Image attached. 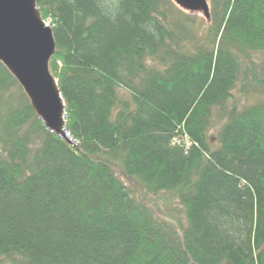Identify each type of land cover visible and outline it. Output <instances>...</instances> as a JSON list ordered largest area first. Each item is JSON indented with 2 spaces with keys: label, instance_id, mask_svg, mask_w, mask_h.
<instances>
[{
  "label": "trees",
  "instance_id": "obj_1",
  "mask_svg": "<svg viewBox=\"0 0 264 264\" xmlns=\"http://www.w3.org/2000/svg\"><path fill=\"white\" fill-rule=\"evenodd\" d=\"M209 4L37 0L71 142L0 62V264H264V0Z\"/></svg>",
  "mask_w": 264,
  "mask_h": 264
},
{
  "label": "water",
  "instance_id": "obj_2",
  "mask_svg": "<svg viewBox=\"0 0 264 264\" xmlns=\"http://www.w3.org/2000/svg\"><path fill=\"white\" fill-rule=\"evenodd\" d=\"M173 1L210 19L209 0ZM55 52L52 27L42 17L37 0H0V62L23 88L46 128L71 142L66 104L50 68Z\"/></svg>",
  "mask_w": 264,
  "mask_h": 264
},
{
  "label": "rangeland",
  "instance_id": "obj_3",
  "mask_svg": "<svg viewBox=\"0 0 264 264\" xmlns=\"http://www.w3.org/2000/svg\"><path fill=\"white\" fill-rule=\"evenodd\" d=\"M190 14L199 16L203 22L205 21L203 23L204 26L207 23V20L203 15V13L190 12ZM256 63H257V67L262 65V61L260 57L256 59ZM236 93L239 94V91L236 90ZM240 99H241L240 103L242 105L245 104L246 102L250 103L251 101H253L252 96L249 98L241 97ZM117 173L121 174L120 176L124 178L126 182L129 183V185L133 188L132 190L137 195V197L143 200L154 211V214L159 219L171 222L176 225L177 219L171 215V213H175L176 215L180 216V219H182L183 221L185 220L182 211L181 210L179 211L180 203H178V200H176L175 198L169 199V195H165V194H161L159 196L146 194L139 184L127 179V177H125L119 170H117ZM172 209H174V211Z\"/></svg>",
  "mask_w": 264,
  "mask_h": 264
}]
</instances>
